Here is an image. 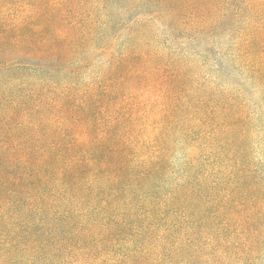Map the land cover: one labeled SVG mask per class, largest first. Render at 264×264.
Returning a JSON list of instances; mask_svg holds the SVG:
<instances>
[{
  "label": "trees",
  "instance_id": "16d2710c",
  "mask_svg": "<svg viewBox=\"0 0 264 264\" xmlns=\"http://www.w3.org/2000/svg\"><path fill=\"white\" fill-rule=\"evenodd\" d=\"M0 264H264V0H0Z\"/></svg>",
  "mask_w": 264,
  "mask_h": 264
}]
</instances>
